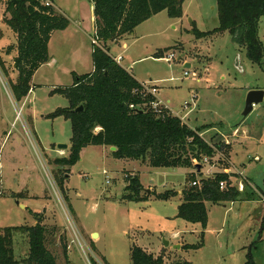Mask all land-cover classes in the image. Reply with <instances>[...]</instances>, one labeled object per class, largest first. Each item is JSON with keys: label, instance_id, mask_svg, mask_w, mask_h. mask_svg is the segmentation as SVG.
Returning a JSON list of instances; mask_svg holds the SVG:
<instances>
[{"label": "rangeland", "instance_id": "374dc122", "mask_svg": "<svg viewBox=\"0 0 264 264\" xmlns=\"http://www.w3.org/2000/svg\"><path fill=\"white\" fill-rule=\"evenodd\" d=\"M93 1H54L68 20L66 30L55 31L48 49L59 65L40 67L32 78V90L20 101L9 96L8 81L16 78L11 66L16 53L5 55L2 50L16 40L2 21L0 4V58L7 70L5 77L0 67V229L34 226L35 215H40L42 224L56 228L54 235H47V248L57 264H66L65 249L74 264H131L134 246L166 262L264 264V98L242 116L247 93L264 92V61L261 66L252 64L245 49L226 32L194 35V30L207 33L219 27L216 0H184L180 19L162 11L107 48L111 57L121 56V67H127L138 82L153 83L158 99L189 127L214 128L204 132L205 142H228L224 145L231 152L224 159L213 155L208 165L201 162L195 181L215 172L240 173L248 180L238 190L241 201L224 208L206 205L205 228L187 223L177 218V209L186 180L196 169L152 168L142 161L115 159L104 147L95 146L84 148L79 161L66 168L64 193L55 184L58 167L53 161L68 156L72 131L63 117L47 116L68 107L67 99L53 90L71 86L72 71L90 72ZM258 32L264 47V16ZM170 54L173 59H168ZM186 59L189 69L183 68ZM185 71L195 73L201 82L184 76ZM59 145L66 149H58ZM132 173L140 179L144 201L122 200L125 176ZM170 190L177 197L168 201L155 197ZM175 233L178 239L173 238ZM179 244L201 247L175 249ZM13 245L17 258L27 254L23 235H15Z\"/></svg>", "mask_w": 264, "mask_h": 264}, {"label": "trees", "instance_id": "16d2710c", "mask_svg": "<svg viewBox=\"0 0 264 264\" xmlns=\"http://www.w3.org/2000/svg\"><path fill=\"white\" fill-rule=\"evenodd\" d=\"M54 3L55 0H50ZM184 0H94V35L92 43L93 71L74 75L73 84L55 88L68 101V107L57 109L48 118L63 117L70 122L72 137L67 157L53 161L58 169L54 172L55 184L63 191L68 178L66 168L75 165L81 151L88 146L114 147L115 159L144 161L152 168L195 169L204 159L219 154H229L231 148L221 144L210 145L200 136L206 128H190L179 118L164 113L155 115L148 107L151 96L135 93L140 83L108 55L107 44L117 42L162 11L171 19L182 17ZM219 27L212 32L194 30L197 38L228 33L233 43L246 51L248 60L257 66L264 61V47L259 38L258 22L264 16V0H216ZM3 6V23L13 32L16 43L3 49L5 55L16 52L12 68L15 81H8L12 98L20 101L32 89L34 73L48 63V42L55 31L68 27V20L53 7H45L39 0H0ZM4 61L0 58L3 76H7ZM132 106V108H130ZM82 107L81 112H75ZM200 174V171H199ZM193 173L187 178L180 194L177 218L190 224H207L206 205L222 206L241 201L235 186L240 175L215 172L211 177L200 179L198 186ZM233 178L235 181H231ZM126 186L122 200L140 202L146 200L138 175L125 176ZM225 182L221 190L219 184ZM245 184V181L243 182ZM189 184V185H188ZM247 187V185H245ZM155 193L153 192L154 195ZM174 191L155 194L161 201L177 197ZM66 199V197H65ZM253 200V199H251ZM249 201V200H248ZM34 226L0 229V264H57L55 255L47 248V235H54L55 227L47 228L35 215ZM26 238L27 254L17 258L14 252V237ZM201 245L183 247L197 250ZM66 264H72L64 250ZM131 264H192L185 261L166 262L162 256L155 257L141 248L130 250ZM92 264H99L92 261Z\"/></svg>", "mask_w": 264, "mask_h": 264}, {"label": "built area", "instance_id": "2783aa9c", "mask_svg": "<svg viewBox=\"0 0 264 264\" xmlns=\"http://www.w3.org/2000/svg\"><path fill=\"white\" fill-rule=\"evenodd\" d=\"M39 1L45 7H53V4L50 0H39ZM93 43H95L94 40H93ZM168 59H173V55L170 54L168 56ZM114 60L117 64H119V62L121 61V58L119 57L118 59H114ZM183 75L184 76H191V78H194L196 80L198 79V77L195 73H189V72L185 71ZM135 93H141L142 95H148V96H151L153 98V100L151 102H149L148 107L154 112L155 115L162 116L164 113H167V114L169 113L170 115L179 118L184 124H186L183 117H180L177 114L174 115L171 112L169 106L166 103H164L163 101H161L160 99H158V88L156 86L152 85V83H150V82L149 83H140V89L136 90ZM130 108H132V106H130ZM185 109H187L186 104L183 106V110H185ZM224 144L228 145V142L224 141ZM203 162H204V164L208 165L209 160L204 159ZM238 175H240L242 180H240L235 186L237 187V190L242 191L243 190V182L246 181V179L244 177H242V175L240 173H238ZM190 185L191 186H198V185H200V183H199V181H195V182H192ZM219 187L221 190H223L226 187V183L225 182L220 183ZM91 264H92V262H91Z\"/></svg>", "mask_w": 264, "mask_h": 264}, {"label": "crops", "instance_id": "0c3cea01", "mask_svg": "<svg viewBox=\"0 0 264 264\" xmlns=\"http://www.w3.org/2000/svg\"><path fill=\"white\" fill-rule=\"evenodd\" d=\"M53 4V8H54V10L57 12V13H59V14H61V12H60V10L58 9V7L55 5V2L54 3H52ZM62 15V14H61ZM63 16V15H62ZM93 24H94V17H93ZM94 27V26H93ZM67 29V28H66ZM65 29V30H66ZM62 31H64V30H62ZM58 32H61V31H58ZM54 33L55 32H53L52 34H51V36H50V40H49V42H48V49H49V45H50V43H51V40H52V37H53V35H54ZM119 41H117V42H112V43H108V44H114V43H118ZM122 47H126V44L125 43H123V45H122ZM3 51V50H2ZM15 52V51H14ZM14 52H12V53H14ZM16 53V52H15ZM91 54H92V52H91ZM11 55V54H10ZM16 55V54H15ZM48 56H49V54H48ZM15 56H13L12 57V60H13V58H14ZM113 59H118L119 57H112ZM120 58H121V56H120ZM4 61V60H3ZM123 61V59L121 58V61L119 62V65L121 66V62ZM183 62V68L186 66V65H189L190 67H191V64H190V62L188 61V59H186V60H183L182 61ZM92 63V62H91ZM49 65H52V66H54V65H59V62L53 57V56H49V61H48V63H46V64H44L43 66H49ZM91 68H90V72H87V73H85V74H88V73H91L92 71H93V65L91 64ZM42 67V66H41ZM129 67V66H128ZM127 72H129L130 74H132L128 69H127V67H125L124 68ZM185 69V68H184ZM38 71V70H37ZM36 71V72H37ZM35 72V73H36ZM34 73V74H35ZM71 74H73V75H83V74H78V73H76L75 71H72L71 72ZM132 76H133V74H132ZM33 77H34V75H33ZM32 77V78H33ZM134 77V76H133ZM134 79H135V77H134ZM136 80V79H135ZM137 81V80H136ZM194 81L196 82V83H200L201 82V80H200V78H198L197 80L196 79H194ZM140 83V82H139ZM151 83V82H150ZM152 85H153V83H152ZM32 90V89H31ZM9 96H10V98H12V96H11V94H10V92H9ZM49 115V114H48ZM186 123V122H185ZM187 124V123H186ZM205 126H208V125H205ZM203 127V126H202ZM191 128V127H190ZM196 129V128H195ZM211 130H214V128H209V129H205V130H203L202 132H201V134H200V136L203 138V134H204V132L206 131V132H208V131H211ZM205 132V133H206ZM222 138H224V136L222 135L221 136ZM225 140L227 139V138H224ZM205 140V139H204ZM208 143V142H207ZM223 144H224V142H222ZM208 144H210V143H208ZM210 145H212V144H210ZM104 149H106L107 151H109V152H111L110 151V148H108V147H104ZM61 150V149H60ZM69 150V149H68ZM83 151V150H82ZM82 151H81V153H82ZM69 152V151H68ZM231 152V151H230ZM80 153V154H81ZM255 160H257V159H255ZM142 163L143 164H147L146 162H144V161H142ZM189 171H191V170H189ZM192 172V171H191ZM190 172V173H191ZM190 173H188V174H190ZM196 173H199V172H197V170H196V172H195V174ZM201 174V173H200ZM246 179V183L248 182V180H247V178H245ZM180 198V197H179ZM234 203H236V202H234ZM234 203H228V204H234ZM226 205V204H225ZM225 205H222V207L224 208L225 207ZM173 238L174 239H178L179 238V235L177 234V233H175V234H173ZM175 247H178V250L179 249H181V248H183V246L182 245H177V246H175ZM67 257H68V255H67ZM69 260V259H68ZM70 261V260H69ZM71 262V261H70ZM72 263V262H71ZM72 264H74V263H72Z\"/></svg>", "mask_w": 264, "mask_h": 264}, {"label": "water", "instance_id": "95a60500", "mask_svg": "<svg viewBox=\"0 0 264 264\" xmlns=\"http://www.w3.org/2000/svg\"><path fill=\"white\" fill-rule=\"evenodd\" d=\"M184 68L189 69L190 66L186 65ZM263 98H264V92L263 91H261V90L249 91L246 95L245 105H244V110H243L242 116L243 117L248 116L251 113V111L253 110V107L259 105L263 101ZM81 111H82V107H78L75 110V112H81ZM58 149H66V146L65 145H59ZM110 151L115 152L116 148L111 147ZM195 169L197 170V172H199L200 166H196ZM147 194L148 195L150 194L149 190H147ZM93 238H96V235H93ZM165 245L168 246V243L165 242ZM175 249H178V247H175Z\"/></svg>", "mask_w": 264, "mask_h": 264}]
</instances>
